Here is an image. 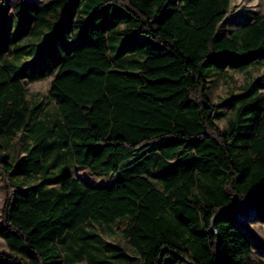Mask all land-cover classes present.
Masks as SVG:
<instances>
[{
    "label": "trees",
    "instance_id": "trees-1",
    "mask_svg": "<svg viewBox=\"0 0 264 264\" xmlns=\"http://www.w3.org/2000/svg\"><path fill=\"white\" fill-rule=\"evenodd\" d=\"M230 15L231 0H0V264H264L239 222L251 207L264 223V83L209 92L264 66V12L229 30ZM48 76V100L30 96L24 80ZM123 221L131 254L94 229Z\"/></svg>",
    "mask_w": 264,
    "mask_h": 264
},
{
    "label": "rangeland",
    "instance_id": "rangeland-1",
    "mask_svg": "<svg viewBox=\"0 0 264 264\" xmlns=\"http://www.w3.org/2000/svg\"><path fill=\"white\" fill-rule=\"evenodd\" d=\"M17 0H7V3L10 7L14 5ZM29 2L42 1V0H27ZM264 12V0H231V15L228 19L227 28L234 29L239 24L247 20L249 17L255 15V13ZM156 48L159 50L160 45H157ZM53 76H48L42 80L38 81H26L23 85L28 89L30 96H35L43 100H48V90L50 87V81ZM261 78V82L264 83V66L254 65L251 66L245 72H236L227 70L224 74H214L212 80L209 84V92L212 100L218 102L229 94L236 93L252 79ZM262 92H264V87H261ZM53 104L48 102L45 104V109L52 111ZM222 114L216 119L218 125L221 128L226 127L227 117L229 116V110L225 107L220 109ZM15 143H12L11 146H14ZM9 147L8 151L13 152V147ZM15 148V147H14ZM72 173L74 176L78 177L81 182L84 184L92 186H100L108 184L113 181L115 176L110 177H97L91 174L88 169L84 166H74L72 168ZM7 189L0 178V222L2 208L4 200L6 198ZM256 204L258 200L255 201ZM254 207V205H253ZM253 208L243 207L240 211L239 222L247 229L254 237V242L258 245L255 246V250L258 254L264 258V223H261L257 220L249 218V220L244 219L248 216ZM125 227V222H120L117 225L111 226L109 228L105 226H100L94 224V229L102 235L106 240L111 242H117L131 254V249L128 247L126 240L122 237V229ZM248 235V234H247ZM0 251L8 252V247L6 246L4 240L0 237ZM75 264H85V263H75Z\"/></svg>",
    "mask_w": 264,
    "mask_h": 264
},
{
    "label": "water",
    "instance_id": "water-1",
    "mask_svg": "<svg viewBox=\"0 0 264 264\" xmlns=\"http://www.w3.org/2000/svg\"><path fill=\"white\" fill-rule=\"evenodd\" d=\"M24 82H26V80H24ZM261 192H264V188H262L260 191H258L255 196H258ZM159 264V263H158Z\"/></svg>",
    "mask_w": 264,
    "mask_h": 264
}]
</instances>
